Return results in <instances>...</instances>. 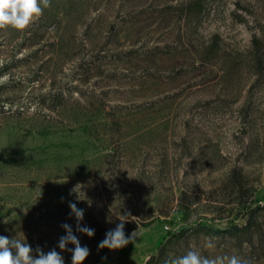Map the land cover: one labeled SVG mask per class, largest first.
<instances>
[{
  "label": "rangeland",
  "instance_id": "obj_1",
  "mask_svg": "<svg viewBox=\"0 0 264 264\" xmlns=\"http://www.w3.org/2000/svg\"><path fill=\"white\" fill-rule=\"evenodd\" d=\"M128 213L93 264H264V0H51L0 30V235L71 264L63 224L98 249Z\"/></svg>",
  "mask_w": 264,
  "mask_h": 264
},
{
  "label": "clouds",
  "instance_id": "obj_2",
  "mask_svg": "<svg viewBox=\"0 0 264 264\" xmlns=\"http://www.w3.org/2000/svg\"><path fill=\"white\" fill-rule=\"evenodd\" d=\"M51 7V0H0V30L12 29L18 32H26L34 23L42 17L44 10ZM77 187L73 189L76 191ZM70 215L76 219V231L88 237H93L95 230L87 226H81L84 219V210L77 207L76 203L69 202ZM114 230H109L105 238L98 244V249L107 248L109 250H119L134 243L139 235L138 231H133L130 236L125 235V222L136 220L130 213L122 215ZM66 235L60 237L58 247L62 251L72 253L71 264H83L90 254L86 246H82L79 239L74 235L72 227L65 223L62 225ZM74 245V249H68L67 245ZM204 247L212 249L214 243L208 241ZM36 255H33V248L24 240L8 238L0 235V264H65L63 256L55 248L45 253L37 247ZM164 264H251L245 258L237 255H220L209 258L202 255V252L195 245H190L189 250L180 256L169 255Z\"/></svg>",
  "mask_w": 264,
  "mask_h": 264
},
{
  "label": "trees",
  "instance_id": "obj_3",
  "mask_svg": "<svg viewBox=\"0 0 264 264\" xmlns=\"http://www.w3.org/2000/svg\"><path fill=\"white\" fill-rule=\"evenodd\" d=\"M199 3V2H198ZM243 186H240L239 188V191H240V194L241 196L244 195V192H243ZM248 226V224H245V226H242V227H238V229H242V228H246ZM230 231L231 233H236L234 232L235 230H228ZM90 250V254L89 256L87 257V259L83 262V264H93L97 261H99L100 258L104 257L106 251H107V248H104V249H95V248H88ZM161 250V249H160ZM159 250V252H160ZM70 260H71V257H69ZM157 258L156 255H151L149 257V259L147 260L146 264H152L153 260H155Z\"/></svg>",
  "mask_w": 264,
  "mask_h": 264
}]
</instances>
